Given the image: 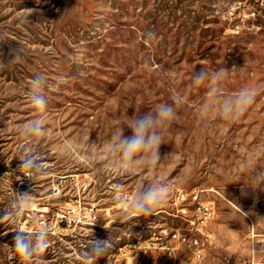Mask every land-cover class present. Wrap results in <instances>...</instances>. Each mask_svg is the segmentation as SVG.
I'll use <instances>...</instances> for the list:
<instances>
[{
  "label": "rangeland",
  "instance_id": "obj_1",
  "mask_svg": "<svg viewBox=\"0 0 264 264\" xmlns=\"http://www.w3.org/2000/svg\"><path fill=\"white\" fill-rule=\"evenodd\" d=\"M16 48L21 60L0 69V218L16 194L30 193V206L16 221L0 219V264H21L9 248L18 225L28 233L47 227L46 264H90L92 240L110 238L96 264H160L165 249L150 243L163 229L189 231L195 207L187 204L184 215L179 196L197 187L213 206L206 262L264 264V183L250 181L264 171V0H0V60ZM200 68L230 70L223 97L255 91L241 119L201 115L207 86L192 82ZM36 75L45 77L44 113L27 96ZM174 94L184 102L164 131L157 166L108 171L105 142L121 127L131 135L129 118L172 103ZM40 116L43 137L18 135ZM28 152L47 170L35 183L18 171ZM154 181L170 184L167 203L124 220L136 192ZM146 242L145 255L135 246ZM168 244L180 261L184 246Z\"/></svg>",
  "mask_w": 264,
  "mask_h": 264
},
{
  "label": "clouds",
  "instance_id": "obj_2",
  "mask_svg": "<svg viewBox=\"0 0 264 264\" xmlns=\"http://www.w3.org/2000/svg\"><path fill=\"white\" fill-rule=\"evenodd\" d=\"M31 11V10H28ZM146 38L156 39L157 34L154 31H148ZM13 56L7 62L0 60V69L8 64L21 60V53L18 48L13 49ZM230 70L221 69L216 73H210L204 68L195 71L192 82L194 87L207 86L206 102L201 108V115H207L212 112L219 113L220 117L226 121L236 122L248 111L254 104L256 94L251 88L244 87L233 96L223 97L221 94V84L229 75ZM45 77L42 75L34 76L30 81V90L27 94L32 106L40 113L47 109V99L43 94ZM183 97L174 94L172 103H161L154 109L146 113L134 115L131 124L127 125L131 129V135L124 136L122 127L119 131L108 139L106 151L109 154V163L107 166L110 172L132 173L138 169H153L160 162L159 148L164 140L165 129L176 119L177 108L183 104ZM139 109L136 108V112ZM18 135L25 139L43 137L46 132V122L43 116L30 120L17 129ZM20 163L18 171L22 178L31 182H36L46 175V168L43 161L34 153L28 152L18 157ZM92 157H89L91 160ZM264 171L255 172L250 181L260 184L264 183ZM170 184L162 181H154L140 188L128 208L123 214V219L128 220L135 216H151L158 209L163 207L168 200ZM17 199L13 201L11 211H6L3 215L16 221L23 217L25 211L30 206V193L16 194ZM243 215L247 213L241 210ZM13 244L9 248L21 258V264H46L45 260L40 259L45 255L50 247L49 230L42 227L34 233L26 232L19 225L16 227L13 236ZM112 248L111 238L108 240L93 239L90 245V251L85 254V261L90 264H96L97 260L106 256ZM35 258V259H34Z\"/></svg>",
  "mask_w": 264,
  "mask_h": 264
},
{
  "label": "built area",
  "instance_id": "obj_3",
  "mask_svg": "<svg viewBox=\"0 0 264 264\" xmlns=\"http://www.w3.org/2000/svg\"><path fill=\"white\" fill-rule=\"evenodd\" d=\"M205 191L204 187H197L190 192L180 193L179 200L182 205L181 211L184 215H189V209L187 204H193L194 214L191 215L190 223L192 227L189 231H181L180 227L173 228L170 232L167 229H163L159 236V243L161 248L165 249V256L159 259L160 264H169L165 262L168 258H174L172 264H208L206 262L209 250H210V238L211 233L206 230V225L211 215L213 214V206L210 202L202 201L201 197ZM94 208L91 207V212ZM58 215L61 216V220L68 218L66 213L59 212ZM96 219L97 216L94 215ZM175 241L184 246V254L180 261L176 260L177 257L174 246H170L168 241ZM156 244V243H150ZM141 248L143 254H148L150 252V245L144 244L141 246H135Z\"/></svg>",
  "mask_w": 264,
  "mask_h": 264
},
{
  "label": "bare ground",
  "instance_id": "obj_4",
  "mask_svg": "<svg viewBox=\"0 0 264 264\" xmlns=\"http://www.w3.org/2000/svg\"><path fill=\"white\" fill-rule=\"evenodd\" d=\"M153 238V237H152ZM157 239L158 240H156V241H151V243H157V241H159V237H157ZM152 240V239H151ZM145 242V241H144ZM137 243V242H136ZM142 243H139V246L141 245ZM146 244H147V242H146ZM124 247V246H123ZM123 247H120V250H123Z\"/></svg>",
  "mask_w": 264,
  "mask_h": 264
}]
</instances>
